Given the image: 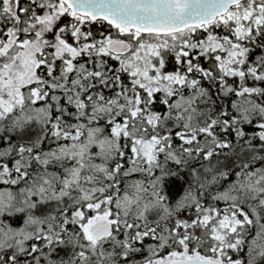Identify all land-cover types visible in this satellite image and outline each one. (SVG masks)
<instances>
[{
  "label": "snow or ice",
  "instance_id": "6c2138e0",
  "mask_svg": "<svg viewBox=\"0 0 264 264\" xmlns=\"http://www.w3.org/2000/svg\"><path fill=\"white\" fill-rule=\"evenodd\" d=\"M0 264H264V0H0Z\"/></svg>",
  "mask_w": 264,
  "mask_h": 264
}]
</instances>
